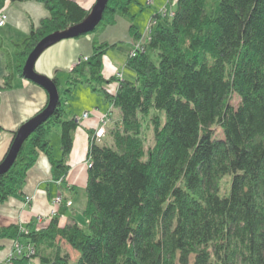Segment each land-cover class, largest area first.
<instances>
[{"label": "trees", "instance_id": "1", "mask_svg": "<svg viewBox=\"0 0 264 264\" xmlns=\"http://www.w3.org/2000/svg\"><path fill=\"white\" fill-rule=\"evenodd\" d=\"M38 1L48 15L14 41L22 77L25 60L42 37L90 13L76 0ZM133 1L108 0L102 19L86 33L102 31L118 13L130 14ZM165 7L168 14L154 13L144 48L136 55L133 46L128 49L133 77H106L104 56L121 43L94 39L93 52L68 72L53 113L0 172L4 201L22 192L29 169L44 152L53 179L65 187L73 133L80 125L76 116H67L76 85H91L120 109L104 141L95 139L94 131L90 135L85 223L61 224L67 203L62 200L46 225L2 226L0 249L5 240L25 249L0 264H264V0H177L175 7ZM130 27L136 30L135 24ZM5 63L0 91L13 85L8 53ZM52 79L59 85L57 76ZM113 81L115 90L106 85ZM54 126L60 129L58 157ZM228 174L229 192L220 194ZM64 244L76 252L74 259Z\"/></svg>", "mask_w": 264, "mask_h": 264}, {"label": "crops", "instance_id": "2", "mask_svg": "<svg viewBox=\"0 0 264 264\" xmlns=\"http://www.w3.org/2000/svg\"><path fill=\"white\" fill-rule=\"evenodd\" d=\"M82 6L91 9L96 0H76ZM134 0L130 5V14H117L113 24L107 25L102 31L83 34L79 37H69L61 39L46 48L38 57L35 63V69L47 76H57L60 83V75L65 74L85 56L93 52V40L107 41L110 43L120 42L117 47L110 48L103 59V73L110 76L119 70L123 71V77H133V71H126V57L128 49L132 47L135 38V32L141 34L148 32V27L154 13L167 3L148 0L149 4L157 6L150 15L149 23L144 31L145 24L136 22L135 14L138 13V5ZM172 8L171 4H168ZM7 14V19L0 24V83L4 80L8 72L6 66V55L9 54L12 59L13 85L9 89L0 91V161L5 156L13 139V130L17 129L23 122L35 115L48 101V93L41 85L22 77L16 70L17 57L15 53L14 41L27 35L32 27L38 25L39 21L48 15V9L43 2L38 0H6L0 4V14ZM131 24H135L136 30H132ZM144 34H142L143 36ZM142 37L139 39L141 40ZM138 42V41H137ZM118 50V54L114 53ZM122 64V65H121ZM68 78V77H67ZM82 84V83H81ZM85 84V83H83ZM111 89L115 90L118 82L106 83ZM86 91L94 99L90 107L94 111H104L109 104L105 96L99 90H93L91 85L86 84ZM90 88L92 91L91 92ZM74 93V92H73ZM99 93V94H98ZM73 95V94H72ZM89 110L85 108L83 111ZM72 111V110H71ZM93 111V110H92ZM115 116L120 115V109L114 108ZM114 115V114H113ZM76 116L80 125L74 130V141L72 150L69 154V171L64 180V186L53 179L52 165L48 156L41 152L29 169L26 182L22 192L11 195L4 201L0 200V227L19 223L26 226L29 222L33 227L46 225L51 217H46L53 206V199L61 192L65 200H71V204L65 203V211L60 217V223L78 221L75 214L82 212L87 202L86 182L88 170V151L90 145V135L99 125L96 117L83 118L82 115ZM70 116V117H72ZM113 125L110 122L108 129ZM58 128L54 129V137H57L55 143L51 138L54 153L60 156V137ZM108 133H106V136ZM27 196L29 198H27ZM41 215L42 219H38ZM84 215V214H83ZM81 224V223H80ZM5 247L0 249V254L8 252L11 247V241H4Z\"/></svg>", "mask_w": 264, "mask_h": 264}, {"label": "water", "instance_id": "3", "mask_svg": "<svg viewBox=\"0 0 264 264\" xmlns=\"http://www.w3.org/2000/svg\"><path fill=\"white\" fill-rule=\"evenodd\" d=\"M108 0H96L90 9L88 16L81 22L74 24L66 29L53 31L42 37L37 44L29 52L22 68V73L25 78L41 85L48 93V101L45 107L23 122L16 131L12 139L9 149L5 156L0 161V172L9 169L17 157V154L29 136V134L36 128V126L48 118L54 111L59 101V89L52 77L38 72L35 69V63L40 54L52 44L64 38L75 37L77 35L92 31L103 17Z\"/></svg>", "mask_w": 264, "mask_h": 264}, {"label": "rangeland", "instance_id": "4", "mask_svg": "<svg viewBox=\"0 0 264 264\" xmlns=\"http://www.w3.org/2000/svg\"><path fill=\"white\" fill-rule=\"evenodd\" d=\"M138 1H140V2H135L138 5V13L135 14V19H136V22H143L145 24V27H144V31H145L146 28H147V25L149 23L148 20L150 18V15L153 12V10L155 8H157V6H154L152 4H149L148 0H138ZM158 1L159 2L156 5H158V4H160V3L163 2V3L171 4V6H174V7H175V4L177 2V0H158ZM169 8H171V7H169ZM166 14H168V13H166ZM163 15H165V14H163ZM142 34H144V35L142 36ZM142 34H141V37H142L141 40L138 39L137 40L138 42L136 41L132 45L133 48L136 45L138 46L139 41L142 42V43H144V41L147 39V37H148L147 36V32L146 33H142ZM114 53H117L118 54L119 52H118V50H115ZM121 71L122 70H119V72H121ZM126 71H129L130 72V69L127 68ZM114 74H117V71ZM117 76H119V75H117ZM67 77H68V74L67 73H65V74L63 73V74L60 75V83L58 85V89H59V92L62 93V94L64 93L65 87L67 85ZM119 77H123V75H120ZM85 85L86 84H83V83L81 84L80 83V84H77L76 87L74 88V93H73L72 97H69V99H68V105H67L68 112H67V116H72V115L75 114L77 116L78 115H80V116L82 115L83 118L92 117V116H89V117H84L83 116V112L86 111V110L83 111L85 108H88L90 111H92V110L94 111V108L93 107H90L91 104H92V102L94 101V99L89 96V93L86 91V88H84ZM90 91L91 92H95V91H92L91 88H90ZM95 93H97V92H95ZM233 101H234L235 104H237L238 98L235 97ZM109 102H111V101H109ZM112 108H113L112 109V112H113L114 115H113L112 119L107 124L106 133L108 132V125L110 124V122H114L113 123V125H114L115 122H116L115 119L118 117V115H117V117L115 116V112H114L115 106L113 105ZM93 117H95V116H93ZM98 122L100 124L101 121L98 120ZM97 127L94 130L95 132H96ZM55 128H58L59 129V127L58 126H54L53 129H52V134H51L52 137L51 138H54L53 139V142L54 143L57 140V137L56 136L54 137V134H56L54 132V129ZM106 133L104 135H106ZM145 134H146L147 139H148L147 144L149 145L151 143V141H152V138H153L152 137V131H151V129L150 128L146 129L145 130ZM217 134L218 135H221L222 134L221 133V130L219 128L217 129ZM104 135L102 137H100L99 141L104 137ZM104 139H106V138H104ZM104 139H102L101 142L104 141ZM109 142H111V140H109ZM88 160H89V158L87 159V163H88ZM230 180H231L230 174L225 175L222 178L221 185H220V189H219L220 194H225V193L229 192L230 183H231ZM60 194L62 195L61 192H60ZM63 197H64V195H63ZM64 200H65V197H64ZM74 216L76 217V219L78 220L79 223H81V224H84L85 223L86 220H85V217H84V215H83L82 212H79V213L75 214ZM46 217H50V213ZM38 219L40 220L42 218H38ZM63 224H65V223L63 222ZM64 245H65V248L69 251V253L71 255V258L74 259L76 257V252L71 248L70 245H66V244H64ZM19 249L24 250L25 249V246L24 245H20L19 243H15V241H14L11 244V247L9 248V251L8 252H3V254H0V263L1 262H4V260H6L7 258L10 259L12 257L11 255L14 254V252H16V251L18 252ZM34 261L36 262L38 260L36 259ZM36 264H38V263H36Z\"/></svg>", "mask_w": 264, "mask_h": 264}, {"label": "built area", "instance_id": "5", "mask_svg": "<svg viewBox=\"0 0 264 264\" xmlns=\"http://www.w3.org/2000/svg\"><path fill=\"white\" fill-rule=\"evenodd\" d=\"M161 13L162 14H166V11H167V8L165 6H163L161 9ZM7 19V14L6 13H1L0 14V24H3L5 22V20ZM155 23V20H151L150 21V25L148 27V32L150 30V27ZM148 32H147V35H148ZM144 48V43L140 42L138 43V46L136 45L132 51H131V54L132 55H136L138 49H143ZM84 58H87V56H85ZM117 75H122L121 72H117ZM109 106V109L108 110H105V111H90V110H86L85 112H83V116L84 117H89V116H95L100 122L99 126L97 127L96 129V132L94 131V134H93V137L97 140L100 139V137H102L105 133H106V129H107V124L108 122L112 119L113 117V112H112V107H113V103L112 102H109L108 104ZM91 114V115H90ZM88 164H89V160H88ZM27 198H29L27 196ZM62 200L63 199V195H61L60 193L54 198L53 200V207L51 208V211H50V217L55 215L62 203ZM72 201L71 200H67V204H71ZM38 218H42L41 215L38 216ZM22 250L19 249L18 252H21ZM30 252H33V248L30 249ZM13 255V254H12ZM11 255V256H12ZM8 259V258H7ZM35 264V263H33Z\"/></svg>", "mask_w": 264, "mask_h": 264}, {"label": "bare ground", "instance_id": "6", "mask_svg": "<svg viewBox=\"0 0 264 264\" xmlns=\"http://www.w3.org/2000/svg\"><path fill=\"white\" fill-rule=\"evenodd\" d=\"M159 11H160V9H159ZM34 253V252H33Z\"/></svg>", "mask_w": 264, "mask_h": 264}]
</instances>
